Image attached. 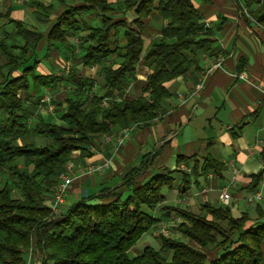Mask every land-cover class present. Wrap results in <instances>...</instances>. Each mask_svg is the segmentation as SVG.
I'll return each instance as SVG.
<instances>
[{"label": "trees", "instance_id": "trees-1", "mask_svg": "<svg viewBox=\"0 0 264 264\" xmlns=\"http://www.w3.org/2000/svg\"><path fill=\"white\" fill-rule=\"evenodd\" d=\"M57 1L64 8L47 35V49L58 44L73 51L74 44L67 36L82 30L84 16L94 13L101 25H85L87 33L80 38L79 58L83 66L99 65L106 90L103 96H92L87 102L90 88L75 72L58 77L37 74L36 60L26 65V57L42 35L20 21L10 20L22 43L9 45L0 38V175L4 176L0 184V264H26L34 236L46 256L43 264H262L264 223L245 228L247 215L234 218L227 207L208 203L196 212L166 208L182 219L175 230L190 243L160 235L159 251L146 246L137 256L129 257L128 251L157 222L151 212L163 199L161 189L173 184L169 174H155L135 185L134 177L140 169L133 168L124 180L128 194L117 193L105 204L82 198L64 214L51 215L46 198L71 152L86 153L94 135L110 133L116 126L125 128L154 119L161 101L170 96L165 83L200 71L196 51H207L213 43L212 31L205 27L190 0H123L125 9L134 13L130 23L114 21L107 0H77V5ZM244 2L247 7L255 4L249 14L264 27V0ZM36 4L44 12L52 10L51 6ZM154 10L164 23L160 36L144 49L143 19ZM121 29L126 40L123 45L118 44ZM112 43H116L114 49ZM111 54L119 59L117 68L106 64ZM141 58L150 63L152 72L141 86L140 95L116 99V93L135 79ZM17 71L21 75L16 76ZM57 81L74 86L61 109L60 123L38 115L31 133L28 112L17 92L38 90ZM103 99H110L106 106L101 104ZM28 134L45 141L29 139ZM145 165L146 161L142 167ZM221 167V163L207 157L202 171H219ZM260 175H253L254 185ZM13 188L19 191V197H13ZM217 246L219 254L208 261L205 250ZM163 253H169L170 258Z\"/></svg>", "mask_w": 264, "mask_h": 264}, {"label": "crops", "instance_id": "crops-1", "mask_svg": "<svg viewBox=\"0 0 264 264\" xmlns=\"http://www.w3.org/2000/svg\"><path fill=\"white\" fill-rule=\"evenodd\" d=\"M64 1L66 5L78 4L77 0ZM122 1L107 0L112 9L109 15L114 21L130 23L135 18L134 13L126 10ZM190 1L200 13L205 27L213 33L209 50L196 51L200 71L189 72L165 83L170 96L161 101L157 116L151 121L130 125L133 127L129 132L116 126L110 133L94 135L86 153L72 151L67 163L69 167H64L65 174L72 181L65 201L54 217L64 214L71 204L82 198L105 204L117 193L128 194L125 176L131 169L139 168L140 173L134 177L135 185L155 174H169L174 179L171 187L161 189L163 199L151 212L157 220L154 227L160 223L176 226L182 221L167 207L196 212L205 203L227 207L234 218L247 215L245 228L264 223V27L249 14L255 4L247 7L244 0ZM36 3L51 6L52 10L44 12ZM63 8L64 5L57 0H0V38L9 45L22 43L10 20L20 21L36 35H42L29 50L26 65H32L36 60L35 72L51 77L75 72L87 81L89 102L92 96H103L106 89L99 65H82L79 43L87 33L84 27H97L101 23L98 16L90 13L84 16L83 29L67 36V40L74 44L73 51L58 44L47 49V35ZM143 23L142 39L146 49L160 36L164 22L154 10L143 19ZM125 41L121 29L118 44L123 45ZM115 46L116 43H112L110 47L114 49ZM217 60L221 61V66L208 71ZM106 64L117 68L119 59L111 54ZM151 72L150 63L141 58L136 66L135 79L116 93V99L138 97ZM14 74L19 76L21 72ZM2 82L0 76V84ZM70 86L68 81H57L38 90L30 88L17 92L28 112L27 121H33L32 126L28 124L31 133L38 115L52 121L51 115H45L41 110L44 106L38 104L39 98L48 91L60 90V94L52 96L53 103L63 95V105L56 102L60 117L64 102L74 89L73 85L72 89ZM59 117L52 122L60 123ZM207 157L221 163V169L203 172ZM105 159H109L106 168L87 172L92 165L101 166ZM145 161L146 165L142 167ZM259 172L261 175L254 185L253 175ZM53 187L46 198L47 206L51 203ZM224 190L230 195L227 204L220 199ZM255 192L260 193V199L247 202L246 198ZM173 233L174 239L190 243L180 232L174 230ZM36 243L34 236L26 264H43L46 258ZM261 247L264 253V241ZM219 250L220 246L205 250L208 261L213 260Z\"/></svg>", "mask_w": 264, "mask_h": 264}, {"label": "rangeland", "instance_id": "rangeland-1", "mask_svg": "<svg viewBox=\"0 0 264 264\" xmlns=\"http://www.w3.org/2000/svg\"><path fill=\"white\" fill-rule=\"evenodd\" d=\"M244 1H247V0H244ZM65 71H66V68H65ZM70 88L72 89L73 88V86H72V84H71V86H70ZM70 89V90H71ZM59 92V94H60V90H58L57 89V91H55V92H53V91H48V92H46L42 97H44V96H49L50 97V99H51V103H52V96L53 95H56L57 93ZM62 96L63 95H61L60 96V98H58L57 97V99H55L54 101H53V103L52 104H54V108H53V110H48V108H47V106L46 105H44V104H42L41 102H40V99L42 98V97H40L39 98V100H38V104H40V105H42V106H44V107H42L41 108V110H43L44 111V114L45 115H47V114H50V115H48V116H50L51 118H52V121H55V120H57V118L59 117V111L58 110H56V107H57V105H56V102L57 103H61L60 105L62 106L63 105V103H62ZM59 99V100H58ZM48 111H51V112H48ZM47 113V114H46ZM53 117H54V119H53ZM48 118V117H47ZM27 124H29V125H31L32 126V124H33V121H30V122H28L27 121ZM126 128V127H125ZM28 137H29V139H35V140H37L39 143H44V139H40L39 137H35V136H33L32 134H28ZM19 142H21L22 143V141H21V139H19ZM20 164H22V162H21V160H20ZM67 165V164H66ZM65 168H68L69 166L67 165V166H64ZM64 172V171H63ZM3 179H4V176L1 174L0 175V184H1V182H3ZM59 182V181H58ZM12 195H13V197H15V198H17V197H19L20 196V194H19V191L16 189V188H13L12 189ZM51 197H52V195H51ZM51 200H52V198H51ZM58 213V212H57ZM155 226V225H154ZM151 227V229L148 231V232H146V233H144L141 237H140V239L136 242V244L128 251V255H129V257H134V256H137L138 254H140L141 253V251L143 250V248H145L146 246H150V247H152L153 249H155V250H157V251H159V249H160V241H159V239H158V237L160 236V235H164V236H169V237H173L174 235V230H175V226H173V224L172 225H169V226H167V224H166V226H165V228H162V226H161V224H159L158 226H156V227ZM163 229V230H162ZM164 254V253H163ZM168 259L170 258V254L169 253H166V254H164Z\"/></svg>", "mask_w": 264, "mask_h": 264}, {"label": "built area", "instance_id": "built-area-1", "mask_svg": "<svg viewBox=\"0 0 264 264\" xmlns=\"http://www.w3.org/2000/svg\"><path fill=\"white\" fill-rule=\"evenodd\" d=\"M221 66V61L217 60L210 68L208 71H211L213 68H217ZM263 94H264V89H263ZM110 99H103L101 101V104L103 106H106L109 103ZM40 102L44 105L47 106L48 110H53L54 105L51 103V99L49 96H44L40 99ZM133 126H128L124 129V132H129L132 129ZM109 163V159H105L104 163L101 166H90L87 169V172H94L96 170L99 169H104L108 166ZM230 166H232V164L229 162ZM234 172V170H233ZM72 179L70 177H68L65 172H62L59 175V182L53 187V192H52V200L51 203L49 205L50 211H51V215L54 216L57 214L59 206L65 201V195L67 193L68 187L71 184ZM261 195L259 192H255L252 193L251 195H249L246 198L247 202H252L254 200H258L260 199ZM230 195L229 193L224 190L221 195H220V199L222 201V203L227 204L229 201ZM162 228H165V224L160 223ZM163 230V229H162Z\"/></svg>", "mask_w": 264, "mask_h": 264}]
</instances>
